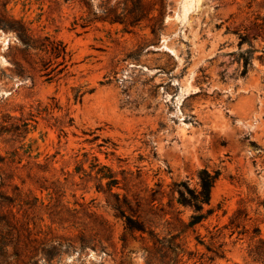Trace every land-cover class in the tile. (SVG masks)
<instances>
[{
  "label": "rangeland",
  "instance_id": "374dc122",
  "mask_svg": "<svg viewBox=\"0 0 264 264\" xmlns=\"http://www.w3.org/2000/svg\"><path fill=\"white\" fill-rule=\"evenodd\" d=\"M247 2L0 0L30 34L68 52L66 66L41 71L45 55L0 30V191L25 248L18 260L11 246L0 264L28 262L38 244L25 247L27 228L64 244L39 264H146L152 242L125 229L115 195L140 201L163 238L175 219L189 222L177 185L198 189L202 169L221 176L205 207L212 215L182 238L183 263L264 264L251 253L264 239V29ZM104 8L121 20L103 21ZM239 34L249 42L240 46ZM20 120L26 135L12 128ZM110 176L118 184L108 187ZM152 199L166 215L151 211ZM82 236L96 247L81 248Z\"/></svg>",
  "mask_w": 264,
  "mask_h": 264
},
{
  "label": "trees",
  "instance_id": "16d2710c",
  "mask_svg": "<svg viewBox=\"0 0 264 264\" xmlns=\"http://www.w3.org/2000/svg\"><path fill=\"white\" fill-rule=\"evenodd\" d=\"M247 1V7L249 9H252L253 7L258 8L259 14L255 17V26L258 29H264V14L261 13L264 9V0ZM102 14L105 16L102 18L103 21L110 20L111 22H118L121 20L116 14V11L111 9L109 10V8H104ZM83 21V28L87 27L91 22L88 19H83ZM127 21L130 22L129 24H132L131 19H127ZM124 23L127 24L126 22ZM0 30L13 32L26 51L34 50L43 53L45 57H42L40 61L42 68L41 71H47L54 65V61L59 59L62 60L59 66H66L68 58L66 47L61 42L51 40L48 37H34L30 34L29 29L24 23L14 19L8 14L7 3L3 4L0 9ZM155 31L156 29H153V33H155ZM239 37L240 46L249 42L245 35L239 34ZM252 53L253 50L251 48L244 53L243 62L245 69L251 65ZM46 55H48V58ZM20 122L22 123L21 125H12V128H14L16 132L22 130V133L26 135L28 133L29 123L27 120H20ZM4 162L5 158L0 155V169ZM220 176L221 173L219 171L211 172L208 169H202L198 172V189L191 188L187 182H182L177 185V203L183 207L192 209L193 213L187 224H185L180 218L175 219L178 225L174 227L173 231L169 232V234L163 238H161L153 229L151 225L154 224L153 221L142 217V203L140 201H137L135 208L128 200L127 196H123V198H121L120 195H115L117 203L113 205V209L125 220V229L131 233H140L144 241L146 240L145 236L148 235L152 242L151 246H147L144 249L146 264H184L183 257L186 253V243L182 238L188 230L194 231L197 225L212 215L213 211L211 209L205 211V207L210 205L213 189ZM108 178L111 179L110 183H108V187H112V184H118L114 176H110ZM1 187L2 184H0V189ZM6 202H11L10 198L0 191V263H3L4 261L6 262L11 257L8 254L11 246L13 248V253L11 255L18 260L21 259L22 249L23 251L25 250L24 246H22V238L19 230V227L22 225L19 226L20 221L16 218L15 214L12 212H4V204ZM154 202L155 199H152L148 203L151 205V211H156L154 214L162 212L163 216L166 215L167 213L164 212V208H155ZM260 205L264 207V201L261 202ZM238 213L240 216L241 212L239 211ZM239 216L236 214L235 217L232 218L230 221L231 228H238ZM168 224L170 223L168 222ZM26 230L28 237L26 238L25 247H32L33 244H38V246H34V250L31 251V253H28L27 258L29 260L28 262L23 261L24 264H39V260L41 258H43L46 263H51L55 257L60 256L64 246L61 241L57 244L54 240L48 242L42 240L40 241L37 238H32L34 234L29 228ZM258 231L259 230L257 229V232ZM16 232L19 233L18 237H15ZM35 236L37 235L35 234ZM122 240L125 241L124 238H122ZM72 246H74L72 242H66L67 248ZM86 246L94 245H92V243L85 237H80V247L85 248ZM251 253L257 256L264 255V239L259 240L258 246L254 251H251ZM38 255H41V257L37 258Z\"/></svg>",
  "mask_w": 264,
  "mask_h": 264
}]
</instances>
